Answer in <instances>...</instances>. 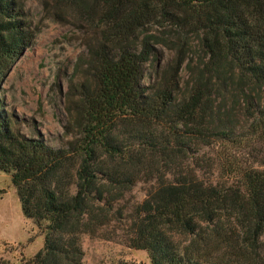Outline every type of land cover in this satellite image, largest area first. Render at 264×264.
Segmentation results:
<instances>
[{
	"label": "trees",
	"instance_id": "obj_1",
	"mask_svg": "<svg viewBox=\"0 0 264 264\" xmlns=\"http://www.w3.org/2000/svg\"><path fill=\"white\" fill-rule=\"evenodd\" d=\"M38 1L85 23L86 78L63 145L23 133L1 85L38 27L25 0H0V170L44 239L0 264H82V235L111 224L151 264H264V0ZM158 14L196 35L201 60L180 81L178 52L146 85L157 40L138 31Z\"/></svg>",
	"mask_w": 264,
	"mask_h": 264
},
{
	"label": "rangeland",
	"instance_id": "obj_2",
	"mask_svg": "<svg viewBox=\"0 0 264 264\" xmlns=\"http://www.w3.org/2000/svg\"><path fill=\"white\" fill-rule=\"evenodd\" d=\"M25 6L38 32L3 80L1 95L7 108L19 117L23 133L35 136L38 130L48 144L59 147L66 139L64 125L71 119V100L76 99L86 78L85 23L71 17L56 21L38 0H25ZM138 33L151 34L157 40L156 60L145 66L146 85L173 64L178 52L189 63L182 67L180 81L188 75L186 68L199 65L198 38L187 27L173 24L167 14L152 17ZM238 153L247 158L244 149ZM150 187L149 182H137L120 205L129 210L132 203L145 198ZM81 241L82 264H151L144 250L127 244L125 231L116 224L103 228L99 236L83 234ZM43 242V233L22 214L10 175L0 170V260L12 263L31 257Z\"/></svg>",
	"mask_w": 264,
	"mask_h": 264
}]
</instances>
